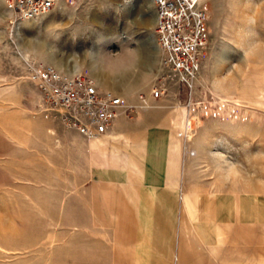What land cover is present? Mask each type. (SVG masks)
I'll return each instance as SVG.
<instances>
[{
  "label": "rangeland",
  "instance_id": "rangeland-1",
  "mask_svg": "<svg viewBox=\"0 0 264 264\" xmlns=\"http://www.w3.org/2000/svg\"><path fill=\"white\" fill-rule=\"evenodd\" d=\"M208 2L210 46L192 89L171 78L163 62L153 0H64L37 18L17 20L2 13L6 6L0 1V264H110L120 252L88 229L91 202L78 196L88 192L89 161L101 173L99 164L109 155L103 150L121 151L124 145L113 140L108 148L98 139L102 134L82 137L41 110L27 75L31 63L50 62L38 41L65 58L75 54L79 70L133 102L151 94L155 84L166 86L164 97L148 109L170 120L185 106L193 124L195 114L201 119L193 140L182 145L209 135L216 144L225 134L226 144L242 148L227 154L236 164L264 160L263 152H243L264 146V0ZM146 108L135 106L130 114L150 115ZM180 138L173 129L172 150L180 148Z\"/></svg>",
  "mask_w": 264,
  "mask_h": 264
},
{
  "label": "crops",
  "instance_id": "crops-1",
  "mask_svg": "<svg viewBox=\"0 0 264 264\" xmlns=\"http://www.w3.org/2000/svg\"><path fill=\"white\" fill-rule=\"evenodd\" d=\"M163 97L135 98L137 108L151 114L118 115L98 137L108 148L113 140L124 147L103 150L109 155L101 173L89 161L88 192L78 196L91 202L86 226L100 232L109 249H120L110 264H264V160L236 164L227 154L242 148L226 144L225 134L216 145L211 135L182 145L194 138L183 129L185 106L170 120L148 109ZM173 129L182 135L176 151ZM246 147L243 152L264 153V146Z\"/></svg>",
  "mask_w": 264,
  "mask_h": 264
},
{
  "label": "built area",
  "instance_id": "built-area-1",
  "mask_svg": "<svg viewBox=\"0 0 264 264\" xmlns=\"http://www.w3.org/2000/svg\"><path fill=\"white\" fill-rule=\"evenodd\" d=\"M62 0H4L12 19L37 18ZM155 30L163 50V62L171 78L194 88L210 46L208 0H153ZM28 78L38 91L39 106L65 126L86 137L106 132L114 117L130 114L137 105L114 88L104 87L89 71L69 72L51 62H33ZM168 88L155 84L153 96ZM141 94V99H146ZM140 98V97H138Z\"/></svg>",
  "mask_w": 264,
  "mask_h": 264
},
{
  "label": "bare ground",
  "instance_id": "bare-ground-1",
  "mask_svg": "<svg viewBox=\"0 0 264 264\" xmlns=\"http://www.w3.org/2000/svg\"><path fill=\"white\" fill-rule=\"evenodd\" d=\"M63 2H64V0L60 1L58 5L61 6V3H63ZM4 6L7 7L6 3ZM6 7H3V9H2V13H4V14L10 13L8 7L7 8ZM152 11H153V9H152ZM156 17H157L156 12H154V15H153L154 22H156ZM36 46H38V48H42L41 51H43V54H45L46 59L59 68H62L64 70L66 69V71H69V72H73V71L79 70L81 68V65L79 64L75 54L74 55L72 54L69 57L65 58L63 55H61L59 53L60 50H57L53 46H48L47 44L42 43L41 41H38ZM90 54L92 55V58L94 57V59L92 60L91 68L93 70H96V68L98 67V59L95 58V55H93L94 54L93 50L90 52ZM120 71L123 72L124 70L122 69ZM183 109H184L183 111H185V119H184L183 129H184L186 137L188 139H192L194 136V133L197 130V127L199 126V124L201 122V119H200V117H197L198 115L195 116L196 115L195 114L194 117L196 118V120H195V124H193V115L187 114L186 107H184ZM188 113H189V111H188ZM182 123H183V121H182ZM228 163H229L228 165L230 166L232 164V161L229 160Z\"/></svg>",
  "mask_w": 264,
  "mask_h": 264
}]
</instances>
